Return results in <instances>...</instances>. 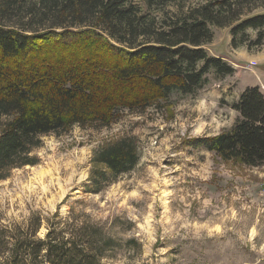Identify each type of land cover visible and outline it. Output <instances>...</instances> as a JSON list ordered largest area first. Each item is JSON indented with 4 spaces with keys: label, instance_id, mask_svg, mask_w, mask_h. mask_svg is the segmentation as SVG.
<instances>
[{
    "label": "trees",
    "instance_id": "1",
    "mask_svg": "<svg viewBox=\"0 0 264 264\" xmlns=\"http://www.w3.org/2000/svg\"><path fill=\"white\" fill-rule=\"evenodd\" d=\"M252 1L206 0L157 25L132 0H0V180L38 162L34 151L45 134L107 126L123 111L142 112L173 92L195 94L210 72L233 73L229 57L205 47L210 26L230 25ZM247 28L256 30L252 44H262L264 12L231 26L232 47L246 42ZM230 107L231 125L192 138V145L224 161L264 165V92L245 86ZM138 159L133 136L103 143L93 153L90 189L101 191ZM76 220L57 211L32 214L23 225L0 224V264H103L114 238Z\"/></svg>",
    "mask_w": 264,
    "mask_h": 264
},
{
    "label": "rangeland",
    "instance_id": "2",
    "mask_svg": "<svg viewBox=\"0 0 264 264\" xmlns=\"http://www.w3.org/2000/svg\"><path fill=\"white\" fill-rule=\"evenodd\" d=\"M147 1L132 0L159 25L206 0ZM260 12L264 0L252 1L230 25L210 26L205 47L229 57L233 73L219 78L210 72L195 94L173 92L142 112L123 111L107 126L73 125L43 135L34 151L38 162L0 180V224L23 225L32 214L57 211L67 221H89L115 240L103 264H264V165L224 161L190 141L228 128L236 116L230 104L241 89L264 84V41L252 44L256 30L247 28L246 42L232 47L230 32ZM120 136L135 138L139 159L93 192L94 150Z\"/></svg>",
    "mask_w": 264,
    "mask_h": 264
},
{
    "label": "built area",
    "instance_id": "3",
    "mask_svg": "<svg viewBox=\"0 0 264 264\" xmlns=\"http://www.w3.org/2000/svg\"><path fill=\"white\" fill-rule=\"evenodd\" d=\"M255 64V62H252V61H250V62H248V64H246V67L247 68H250L251 67V65H254ZM251 69V68H250ZM263 87V86H262ZM262 192L264 193V182H263V184H262Z\"/></svg>",
    "mask_w": 264,
    "mask_h": 264
},
{
    "label": "crops",
    "instance_id": "4",
    "mask_svg": "<svg viewBox=\"0 0 264 264\" xmlns=\"http://www.w3.org/2000/svg\"><path fill=\"white\" fill-rule=\"evenodd\" d=\"M214 53H216V54H218L217 52H214ZM230 62L232 63V61L230 60ZM235 64V63H234ZM234 69H236V68H234ZM260 86V88L262 89V91L264 92V84L263 83H261V85H259ZM262 86H263V88H262ZM242 90V89H241ZM236 112V111H235Z\"/></svg>",
    "mask_w": 264,
    "mask_h": 264
},
{
    "label": "bare ground",
    "instance_id": "5",
    "mask_svg": "<svg viewBox=\"0 0 264 264\" xmlns=\"http://www.w3.org/2000/svg\"><path fill=\"white\" fill-rule=\"evenodd\" d=\"M50 183H51V181H50ZM42 187V189H43V191H47L48 189V187L47 186H45V185H43V186H41Z\"/></svg>",
    "mask_w": 264,
    "mask_h": 264
}]
</instances>
